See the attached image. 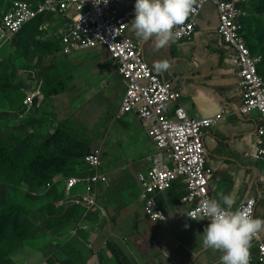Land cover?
Instances as JSON below:
<instances>
[{"label":"crops","instance_id":"0c3cea01","mask_svg":"<svg viewBox=\"0 0 264 264\" xmlns=\"http://www.w3.org/2000/svg\"><path fill=\"white\" fill-rule=\"evenodd\" d=\"M21 1L36 4L41 0ZM254 1L249 5V17L259 16ZM117 5L129 24L134 15V0H118ZM41 20V26H33L36 34L26 24L8 40L0 35V42L12 44L15 39L14 48L24 42L33 50L37 46L35 38L46 33L38 41L43 48L40 55L32 51H27L25 57L9 55L24 64L22 72L26 77L19 75L16 79L26 80L27 85L23 83L25 98L19 103V112L8 113L6 126L22 122L20 129H24L25 142L43 147L52 140L57 128L69 121L73 126L70 132L73 135L81 132L90 151H101V172L107 174L108 182L96 186L97 204L88 210L70 202L85 193V184L74 188L68 199L66 180L90 176L94 171L79 162L69 176L58 172L55 182L63 189L58 195L64 196V201L40 194L41 208L53 209L44 215L41 237L34 236L32 248L28 244L24 252L10 256L7 264H221L220 251L201 246L199 234L208 222L188 219L187 207L180 203L182 180L157 195L166 220L156 223L146 217L137 175L150 167L149 158L155 153V145L136 114L120 115L124 85L106 49L99 47L66 55L60 38L68 19L44 15ZM217 28L218 11L207 3L198 15L190 40L174 39L156 49L151 39L139 41L128 25L126 34L141 44L152 70L155 62H170L167 71L155 73L180 92V104L191 117L224 115L203 138L207 165L212 171L210 192L217 200L234 192L233 208L254 197V217L264 219V162L252 158L258 147L259 115L254 112L244 116L237 112L241 104L237 69L231 64L233 53L222 44ZM262 56L260 66L264 71ZM9 62H3L4 66L13 72ZM48 73L52 77L48 85L59 90L51 99L43 92ZM30 98L32 104L26 103ZM81 107L86 113H95L94 129L78 128ZM71 169L68 167L67 171ZM260 233L264 236V231Z\"/></svg>","mask_w":264,"mask_h":264},{"label":"built area","instance_id":"2783aa9c","mask_svg":"<svg viewBox=\"0 0 264 264\" xmlns=\"http://www.w3.org/2000/svg\"><path fill=\"white\" fill-rule=\"evenodd\" d=\"M117 2L41 0L31 4L16 0L0 18V35H5L8 40L39 16L57 15L68 19L66 30L60 38L64 54L105 48L124 85L120 115L136 114L155 145V153L149 158L150 167L137 175L146 217L156 223L166 220L167 215L158 203L157 195L182 180L184 185L180 203L187 207V218L208 222L209 218L201 219L198 211L201 199H215L209 188L212 171L207 165L203 138L207 130L222 120L224 115L193 118L188 114L180 104V92L149 67L141 44L127 36V20L120 15ZM250 2L194 0L189 17L182 25L176 26L180 36L175 39H192L200 11L207 3L216 7L217 33L222 44L233 53L231 64L237 69L239 78L241 104L237 112L244 116L254 112L259 115L256 131L258 147L252 158L264 162V74L259 72L263 56L253 54L246 41L244 19L249 16ZM83 163L94 173L66 180L65 191L68 197L74 188L85 184V193L78 200L70 202L92 210L97 204L96 186L107 183L108 176L101 172L103 163L99 149L86 155ZM241 206L250 208L254 217V197L247 199ZM248 264H264V236L260 232L250 241Z\"/></svg>","mask_w":264,"mask_h":264},{"label":"rangeland","instance_id":"374dc122","mask_svg":"<svg viewBox=\"0 0 264 264\" xmlns=\"http://www.w3.org/2000/svg\"><path fill=\"white\" fill-rule=\"evenodd\" d=\"M12 2V0H0V17ZM253 4L255 6L254 9L259 14V18L254 19L252 14L250 17L248 16L246 20L252 18L249 22H245L246 31L249 38L252 36L255 41L261 40V52L256 50L254 53L264 55V0H256ZM255 20H260V24H255ZM41 21V19L35 21L34 25L41 26L43 24ZM26 28H29V26ZM27 32L25 31V33ZM32 33L36 34V31ZM43 34L45 36L46 33ZM42 36L40 37L39 35V37L35 38L37 46L33 47V50L28 48L24 42H20V47L14 48L15 39L11 40L12 44L7 41L0 42V75L10 79L9 87L7 88V83L0 79V216L6 217L0 228V264H7L6 261L10 256L24 252L28 244L32 248L34 236L37 238L41 237L40 227L41 222H44V215L46 212H52L53 210L51 207L41 208V197L39 196L41 189L42 192L47 193L45 196L50 198L54 196V200L62 199L64 201V196L61 195L60 197L58 195L63 189L60 190L58 185H53V183L58 176L57 172L63 171L65 175L69 176L76 166V163L68 162L63 167H57L53 164L48 169L45 166L42 167L38 159L41 152L37 150L41 149V145L39 143L25 142L24 129H20L22 122L16 121L13 123V127L6 126L9 119L7 118L8 113L19 112V103L25 98V86H23V83L27 85L26 80L16 79L19 75H21L19 77H26L22 72L25 68L24 64L18 60L14 61L12 59L13 56L9 57V55L13 54L16 58L23 55L25 57L27 51L40 55L43 48L38 41L42 40ZM4 40L6 39L4 38ZM8 60H10L8 63L10 70H13V72L7 71L4 66L3 62L7 63ZM32 102L30 98L26 103L32 104ZM62 106L67 107L66 104H62ZM82 106H85V104ZM81 109V115L77 118L80 123L78 128L82 129L86 126L89 130L94 129V124H96L95 113H86L84 107H81ZM85 114H87V118H85ZM11 116L15 117L14 114ZM45 150L47 152L44 155L61 157L64 155L63 151L56 147L45 148ZM76 150L75 148H69V151ZM33 162L39 165V170H35ZM68 167H72L73 170L67 171ZM52 173H54L53 177H51ZM70 178H67V180ZM45 183L47 185L43 189ZM66 201L68 202V200ZM12 213H15L16 217Z\"/></svg>","mask_w":264,"mask_h":264},{"label":"clouds","instance_id":"9594fccd","mask_svg":"<svg viewBox=\"0 0 264 264\" xmlns=\"http://www.w3.org/2000/svg\"><path fill=\"white\" fill-rule=\"evenodd\" d=\"M193 5L194 0H134L133 19L127 25L139 41L151 39L155 48L160 49L180 36L176 26L185 22ZM169 67L170 62L162 60L153 64V71L163 73ZM234 203V192L220 200H200V218H209L199 234L200 242L202 247L222 253L221 264H248L250 241L255 234L264 231V219L253 217L248 207L233 208Z\"/></svg>","mask_w":264,"mask_h":264},{"label":"trees","instance_id":"16d2710c","mask_svg":"<svg viewBox=\"0 0 264 264\" xmlns=\"http://www.w3.org/2000/svg\"><path fill=\"white\" fill-rule=\"evenodd\" d=\"M42 17H44V15H41L37 19H34L33 21H30L29 23H27L29 27H32V32L36 31L33 29V26H35L34 22L40 20ZM253 18L258 19L259 16L253 17ZM250 19L246 20V22H249ZM254 23L259 25L260 20H255ZM246 37H247L248 46L251 49L252 53L258 54V53H254V51H256V50L261 52V43H260L261 40L258 39L257 41H255L252 36L249 38L248 33H247ZM4 71H5V69H4ZM43 72H45V70ZM259 72L264 74V71L261 68V66L259 67ZM51 78L52 77H51L50 73H48L47 81H45L46 83L43 86L44 95L46 96V98H50V99L52 98V96L54 94H56L59 91V90L57 91L53 86L48 85L47 82L50 81ZM0 79H2L5 83H7L6 88L9 87L8 86L10 83L9 79H7L1 75H0ZM72 130H73L72 124L69 121H64L62 123V125L57 128L56 133L53 135L52 140L45 143L43 147L41 146V149H37L38 151L41 152L38 159L40 160V165L42 167L45 166V168L48 169V168H50V166L52 164L56 165L57 167H63L68 162H72V163L83 162L84 157L92 151V150L90 151L88 144L86 143L85 139L83 138V134L81 132L77 131L75 133V135H73L70 132ZM49 147H56L58 149H61L63 151L64 155L62 157L61 156L44 155V153L47 152V150H45V148H49ZM69 148H75L77 150L76 151H69ZM33 164H35V163L33 162ZM34 168H35V170H39V165L35 164ZM53 175H54V173L51 174V177H53ZM46 183H45V186L43 187V189L48 184V183L47 184ZM55 184H56V182L54 181L53 185H55ZM42 193H45V192H42V189H41V194ZM12 215H15V217H16L15 213H12ZM5 220H6V217L1 215L0 216V228L2 227V224L5 222Z\"/></svg>","mask_w":264,"mask_h":264}]
</instances>
